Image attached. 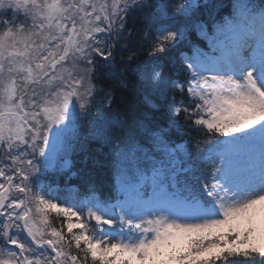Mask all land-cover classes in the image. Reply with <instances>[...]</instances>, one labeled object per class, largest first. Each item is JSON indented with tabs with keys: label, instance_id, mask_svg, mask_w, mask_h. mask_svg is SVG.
<instances>
[{
	"label": "snow or ice",
	"instance_id": "6c2138e0",
	"mask_svg": "<svg viewBox=\"0 0 264 264\" xmlns=\"http://www.w3.org/2000/svg\"><path fill=\"white\" fill-rule=\"evenodd\" d=\"M0 264H264V0H0Z\"/></svg>",
	"mask_w": 264,
	"mask_h": 264
},
{
	"label": "trees",
	"instance_id": "16d2710c",
	"mask_svg": "<svg viewBox=\"0 0 264 264\" xmlns=\"http://www.w3.org/2000/svg\"><path fill=\"white\" fill-rule=\"evenodd\" d=\"M225 3H227V0H225ZM193 42L198 43L199 38L193 33L192 37L190 38ZM124 104L127 105V111L129 114V120H139L142 118L143 113L147 111L148 109L145 107V105L142 103V97L137 94L135 96H129L125 101ZM119 106V105H118ZM187 139V137H185ZM85 143L89 146V149L91 151V154L93 158L99 160L101 162L100 167H96L94 172V179L97 182V185L101 188L108 186L109 179H114V176H112L106 162V153H107V147L101 146L98 142L95 141H85ZM74 182L78 184V181L73 178Z\"/></svg>",
	"mask_w": 264,
	"mask_h": 264
}]
</instances>
